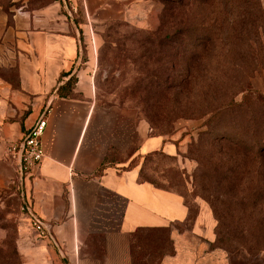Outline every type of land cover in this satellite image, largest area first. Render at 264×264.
I'll list each match as a JSON object with an SVG mask.
<instances>
[{"label":"crops","instance_id":"crops-1","mask_svg":"<svg viewBox=\"0 0 264 264\" xmlns=\"http://www.w3.org/2000/svg\"><path fill=\"white\" fill-rule=\"evenodd\" d=\"M104 1L125 0L30 6L22 0L10 14L1 12L0 193L14 190L17 165L8 145L40 115L47 118L44 158L22 177L21 199L49 234L37 239L28 214L18 210L15 245L22 264H134L137 237L149 231L164 233L170 243L156 264H231L214 243L206 205L197 202L192 213L180 193L140 178L147 155L178 157L181 137L152 133L133 108L97 99L96 59L80 58V44L85 36L96 44L89 18L98 22ZM77 6L83 23L73 13ZM86 23L90 30L83 29Z\"/></svg>","mask_w":264,"mask_h":264},{"label":"rangeland","instance_id":"rangeland-1","mask_svg":"<svg viewBox=\"0 0 264 264\" xmlns=\"http://www.w3.org/2000/svg\"><path fill=\"white\" fill-rule=\"evenodd\" d=\"M21 1L0 0V17ZM246 1L241 15L236 0L104 1L98 22L89 18L98 40L82 38L80 58L96 59L101 103L133 108L152 133L183 140L178 157H152L144 175L193 211L197 202L209 208L231 264H264V0ZM73 13L84 22L79 6ZM221 101L233 103L206 122L201 114ZM219 127L224 140L212 139ZM17 196L0 193V264H20ZM163 237L138 235L135 262L154 264Z\"/></svg>","mask_w":264,"mask_h":264},{"label":"built area","instance_id":"built-area-1","mask_svg":"<svg viewBox=\"0 0 264 264\" xmlns=\"http://www.w3.org/2000/svg\"><path fill=\"white\" fill-rule=\"evenodd\" d=\"M47 125V118L44 114L40 115L24 137L8 145L6 151L16 162V178L12 181L14 190L20 199V212L26 213L30 219V225L35 231L37 239L48 237L49 227L32 211L31 207L23 202L21 179L24 175L32 172L40 166L44 158V148L42 136Z\"/></svg>","mask_w":264,"mask_h":264},{"label":"trees","instance_id":"trees-1","mask_svg":"<svg viewBox=\"0 0 264 264\" xmlns=\"http://www.w3.org/2000/svg\"><path fill=\"white\" fill-rule=\"evenodd\" d=\"M236 3H237V9H238V14L241 15L242 13H244L246 11V8L248 7V3L246 0H236ZM72 83V80L68 81V83L64 86V88H62L61 91H66L68 90V86L71 85ZM246 89V88H245ZM244 87H241L239 90L240 91H243L245 90ZM233 101H230V102H227V101H221V102H218L214 105H208L207 109L201 114V116H208L207 117V121L206 122H210V121H213V119H215L216 122H218L222 115L229 109V107L232 105ZM155 134H161V133H155ZM226 134H225V130L223 127H219L216 131V134L214 135V137L212 139H216V140H224L226 139ZM236 144L239 143V141H236L235 142ZM154 156H164V157H167L169 159H174L175 157H170V156H166L160 152H155V153H152L150 155H147L144 159V162H143V167L140 171V178L142 179H145V180H149L150 182H152L154 185L156 186H159V187H162V188H166V189H169V190H174L172 188H168L162 184H159L157 183L154 179L148 177V176H145L144 173L145 171L147 170H150V167L148 165V162L150 161V159ZM176 191V190H174ZM177 192V191H176ZM179 193V192H178ZM182 195V194H181ZM184 198V197H183ZM185 201V200H184ZM186 202V201H185ZM188 204V203H186ZM189 206V205H188ZM190 207V206H189ZM190 211L193 213V209L192 207H190ZM146 233H149V234H154V235H163L164 237L162 239L159 240L160 243H162V245H159V246H156L152 252L153 254V257L155 259V262L154 264H156V261L158 259V256L160 254H162L163 252L165 251H169L170 249V243H169V240L168 238L166 239V236L164 235V233H158V232H145L144 234ZM159 239V238H158ZM220 239H221V235L219 234V231L217 232V238L215 239V245H216V242H220ZM135 247H136V244L134 246V251H135ZM133 251V260H134V264H137L135 262V252ZM13 255L14 257H19L20 258V255L15 247L14 251H13ZM148 255L150 256V251L148 252ZM20 264H22V261H21V258H20Z\"/></svg>","mask_w":264,"mask_h":264}]
</instances>
